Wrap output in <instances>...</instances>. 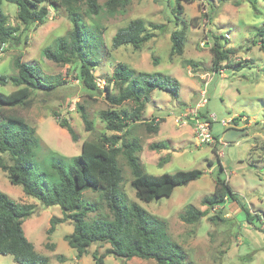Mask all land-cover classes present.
Here are the masks:
<instances>
[{
	"label": "rangeland",
	"instance_id": "obj_1",
	"mask_svg": "<svg viewBox=\"0 0 264 264\" xmlns=\"http://www.w3.org/2000/svg\"><path fill=\"white\" fill-rule=\"evenodd\" d=\"M111 1L99 0L105 9L98 16L86 15L85 6L82 7L85 22L103 30L105 46L94 69L99 87L104 88L120 62L139 71L176 77L181 84L179 94L157 88L147 104L143 117L148 123L155 118L158 131L142 123L128 132L127 138L139 139L142 149L138 154L149 173L162 175L194 168L203 171L201 178L177 186L171 196L146 202L137 197L131 183L132 168L125 154L120 153L126 202H136L165 221L171 240L183 248L187 260L194 264H264V51L256 43L257 30L264 23V0H196L183 2L181 11L175 10L176 0H116L108 5ZM2 8L10 24L19 30L0 49V73L14 74L13 61L21 56L25 62L38 64L49 81H61L54 88L35 90L28 106L7 107L9 113L23 117L35 127L41 138L33 175L41 178L38 174L46 172L58 156L79 155L85 140L96 141L104 133L112 134L101 112L119 107H114L102 91L87 92L77 77L78 63L58 64L42 56L45 47L52 46L73 28L64 7L50 6L44 23L27 27L18 19L16 4L4 1ZM138 18L147 23L154 36L140 48L132 44L115 47L113 37L118 29ZM177 29L185 31L181 54L172 52L171 36ZM215 36L225 49L231 50V62L223 63L219 70L213 65ZM205 88L208 102L199 108L200 116H217L211 130L215 141L209 143L196 136L193 118ZM15 89L17 86L12 83L0 85V91ZM114 90L117 91L115 86ZM82 106L93 121L92 130H87L82 119ZM128 106L131 104L126 102L124 107ZM63 116L75 128L78 141H73L59 125ZM158 142L166 143L168 148H152ZM2 156L11 161L8 154ZM217 177L230 183L236 197L210 207L203 200L213 195ZM0 191L17 202L35 204L34 213L23 226L38 252L50 258L49 264H159L154 259L118 258L108 252L111 245L104 242L91 244L78 257L77 250L65 239L74 230L72 220L57 224L56 230L48 233L52 218L63 217L60 206H45L27 195L21 185L10 182L1 168ZM83 199L98 205L96 211L88 213L89 220L98 216L111 218L99 192L87 190ZM189 205L207 209L208 214L187 222L183 214ZM0 264L19 263L12 255L0 254Z\"/></svg>",
	"mask_w": 264,
	"mask_h": 264
},
{
	"label": "trees",
	"instance_id": "obj_2",
	"mask_svg": "<svg viewBox=\"0 0 264 264\" xmlns=\"http://www.w3.org/2000/svg\"><path fill=\"white\" fill-rule=\"evenodd\" d=\"M4 1L17 5L18 19L26 27L44 23L50 14V6L55 9L64 7L69 13L73 28L66 35L58 37L52 46L45 47L42 56L58 64L78 63L77 77L87 92L93 94L102 91L114 107H119L101 112V118L107 130L113 131L112 134L104 133L96 141L85 140L79 155L58 156L46 172L38 174L41 178H34L35 154L37 147L41 146V138L35 127L23 117L9 113L8 108L30 105L35 90L54 88L61 81H49L38 64L25 62L21 56H17L13 61L14 74L0 73V85L12 83L17 86L12 92L0 91V168L8 174L10 182L21 185L27 195L37 198L45 206H60L63 217L52 218L48 233L52 234L57 224L72 220L74 230L65 239L77 250L78 257H82L91 244L104 242L111 245L109 253L122 259L140 257L154 259L159 264H194L187 260L183 248L171 240L165 221L148 213L136 202H126L122 189L123 169L119 162V154L124 153L132 168L131 183L136 195L146 202L171 196L177 186L187 185L201 178L203 171L199 168L162 175L149 173L144 169L138 154L142 149L139 139L127 138L128 132L135 126L148 123L143 116L153 91L159 88L179 94V80L170 74L139 71L120 62L115 67L112 78L101 89L94 69L100 59L98 54H101L102 47L105 46L103 30L99 26L88 25L82 13V7L85 6L86 15H100L105 7L99 0H0V49L14 39L19 30L17 26L10 24L9 17L2 8ZM194 1L196 0H176L175 10L181 11L183 2ZM116 2L112 0L108 5ZM111 11L115 9L112 8ZM149 25L153 28L161 27L157 24ZM153 36L147 23L138 18L118 29L113 37V45L118 47L132 44L140 48ZM171 38L172 52L181 54L185 44L184 29L175 30ZM258 42L260 49L264 51V23L257 30L256 43ZM212 51L215 70H219L223 63L231 62V50L224 48L218 36H215ZM126 102L131 107H124ZM80 112L87 130H92L93 121L83 106ZM58 123L70 133L73 141L79 140L78 133L66 116L59 119ZM148 125L152 131L157 132L159 129L155 118ZM120 132L124 134H119ZM152 148H168V145L158 142L153 143ZM3 154H8L11 161L7 162ZM87 190L100 193L111 218L98 216L93 220L88 219V213L96 211L98 205L83 199ZM228 197L234 199L236 193L227 180L217 177L213 195L206 196L203 201L204 204L215 207ZM34 210L35 204L17 202L0 191V254L12 255L19 264L50 262L48 256L38 252L24 230V221ZM207 214V209L200 210L189 205L183 219L193 223ZM98 259L102 263V258Z\"/></svg>",
	"mask_w": 264,
	"mask_h": 264
},
{
	"label": "built area",
	"instance_id": "obj_3",
	"mask_svg": "<svg viewBox=\"0 0 264 264\" xmlns=\"http://www.w3.org/2000/svg\"><path fill=\"white\" fill-rule=\"evenodd\" d=\"M229 37V34H227ZM201 100L196 106V110L194 113V126H195V133L196 136L200 139L201 142H213L215 141V138L213 137L211 130H212V121L217 120L216 115H209V117H201V113H199V108L203 107L207 102V89H203L201 92ZM223 124H227V121H223Z\"/></svg>",
	"mask_w": 264,
	"mask_h": 264
}]
</instances>
